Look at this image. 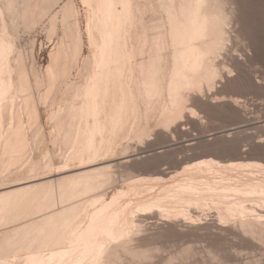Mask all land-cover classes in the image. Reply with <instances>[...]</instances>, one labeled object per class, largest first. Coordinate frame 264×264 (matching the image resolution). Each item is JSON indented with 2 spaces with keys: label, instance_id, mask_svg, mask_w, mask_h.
Wrapping results in <instances>:
<instances>
[{
  "label": "bare ground",
  "instance_id": "1",
  "mask_svg": "<svg viewBox=\"0 0 264 264\" xmlns=\"http://www.w3.org/2000/svg\"><path fill=\"white\" fill-rule=\"evenodd\" d=\"M13 2L17 7L10 10L7 7L9 0H0V86L3 85L5 75L8 76L10 84V94L6 98L8 119L7 122H0V179L10 178L11 183L14 182L0 188V264H97L98 259L109 257L119 261L122 259L120 253L127 250L140 252L155 249L159 253L160 245H152V237L150 242L140 243L143 236L139 233L144 231V236L149 235V238L152 234L146 233L145 227L147 230L149 228L147 225L140 232V217L156 215L157 218H164L162 221L170 222L172 231L174 228L181 230L184 228H177L180 226L179 222L186 223L185 220L190 219L193 212L195 215L197 208L214 209L219 220V231L221 229L222 234L225 233L223 230L234 234L230 239L242 235L258 241L264 235V224L260 219L264 216V163L261 162L224 163L209 158L193 164H182L184 167L181 166L182 169L173 175L172 171L167 172L168 169L165 171L157 167L161 170L156 177H149V171V176L134 175L131 178L127 176L128 170L125 172L127 167L124 170L118 167L120 172L127 173L126 179L120 178L122 183L126 180L125 185L122 186L119 182L121 187H115L110 193L106 192L108 187L105 188L107 185L117 184L116 179L119 178L115 176V166H127V163L134 166L135 159L144 157L143 149L140 153L128 154L125 150L128 145H124V141L130 140L133 145L135 141L141 142L138 133L142 124L151 123L156 126L173 120L176 98L181 92L193 85L199 86L201 79L205 80L204 86L207 87L208 74L217 71L218 65L223 66L213 56L217 41V23L212 8L197 10L188 17L195 39L182 49L184 60L176 79L172 78L171 73L167 77L162 76L150 108L145 109L142 117L137 108L131 121L127 123L126 130L118 137H111L103 134V126L98 122L97 98L101 96L102 89L107 92L110 87L109 67H119L127 71L129 76L134 74L135 54H138L139 43L136 28L125 22L127 11L120 8H88L85 12L84 30L78 26L79 20L76 21V35L79 36L83 31V38L87 39L91 13L93 55L96 58L89 64L81 58L84 56L83 49L81 53L77 52L72 31L65 34L61 25L59 38L53 44L54 47L50 48V59L45 73L40 76L32 69L34 67H30L32 63L27 66V58L24 57L26 54L23 55L18 41H15L13 26L14 20L37 11L36 0ZM86 2L100 4L104 0ZM108 2L115 4L122 0ZM174 2L177 8L173 10V15L181 12V0ZM204 2L212 3L214 0ZM148 12L152 13V9H148ZM163 12L164 18H167L168 10L164 9ZM55 13L52 12V17L56 16ZM36 19L39 21L40 16L37 15ZM129 57L131 63L127 62ZM97 64L99 68H96ZM73 70H77L79 77L75 82L70 80ZM44 102H49V118L55 128V137L59 145H62L56 150L62 163L58 166H61L60 169L64 168L63 171L75 172L67 173V176L54 179L55 181L45 182L44 179L49 176L41 177L43 173L34 179L22 181L25 180L20 175L23 168L26 167L30 175L40 167V162L31 156V144L35 143V139L24 128L25 125L30 128L31 125L39 123L36 118L39 113L37 103L45 106ZM128 148L127 150L131 149ZM118 151H124L123 156L117 158L118 160H111L117 156ZM160 151L159 149L157 154ZM44 156L48 158H43L44 167H52L48 149L44 151L42 157ZM242 156L237 155V159L241 160ZM139 162L142 163L140 160ZM112 167L115 168L113 171ZM120 172L117 173L121 174ZM210 215L208 214L209 217ZM176 217L180 219L177 220ZM158 226L159 230L154 231L156 237L159 236L157 232L163 231ZM198 229L201 230L199 226ZM184 231L185 229L182 233ZM182 233L181 235H185ZM156 242L157 239L154 243ZM188 246L185 247L191 248Z\"/></svg>",
  "mask_w": 264,
  "mask_h": 264
},
{
  "label": "snow or ice",
  "instance_id": "2",
  "mask_svg": "<svg viewBox=\"0 0 264 264\" xmlns=\"http://www.w3.org/2000/svg\"><path fill=\"white\" fill-rule=\"evenodd\" d=\"M7 7L11 10L17 5L9 0ZM97 7L126 10L125 22L136 28L139 43L134 74L129 76L119 67H109L110 87L107 92L102 89L101 96L97 98L98 122L103 126L104 135L118 137L126 130L137 108L139 115H144L158 92L162 76L167 77L171 73L176 79L184 60L182 49L195 39L188 17L197 10L212 8L217 23L213 56L224 66L218 65L217 71L208 74L207 87L204 86L205 80L201 79L199 86L193 85L181 92L176 98L173 120L156 124L155 128L151 123L142 124L139 138L148 144L155 143L163 153H169L170 145L178 140L173 133L177 131L179 122L191 115L195 131L201 138L195 140L189 151L205 156L244 151L257 153L260 159H264V0H214L212 3L181 0L179 9L183 14L177 12L175 15L173 10L177 5L174 0H122L115 4L108 0L100 4H89L86 0H36L37 11L13 21L15 41H18L21 51L26 52L34 47V40L36 45L42 46L40 42L47 36L58 37L63 25L65 34L72 31L77 52L81 53L83 49L88 53L81 58L89 64L96 58L93 55L91 13L87 39L83 38V31L76 35V21L79 20L78 26L83 28L86 10ZM148 9H152V13ZM164 9L168 10L167 18H164ZM52 12H56L55 17H52ZM37 15L40 16L39 21ZM41 28L45 31L42 32ZM127 62L131 63V57ZM22 82L21 72V85ZM9 94L10 84L5 75L0 86V122L8 119L6 98ZM244 101L254 111L259 110L261 121L258 124L246 118L242 111ZM36 118L39 123L30 128L25 125L24 128L35 139L31 144L33 151L43 153L47 147L49 155H53L56 148L62 146L55 137V128L52 127L50 135L48 128L51 125L45 124L40 113ZM184 135L191 139L188 130ZM260 219L264 224V216ZM120 255L122 259L119 261L109 257L98 259L97 264H264V235L258 241L241 237L238 244L221 240L194 249L179 246L173 249L166 245L158 254L157 250L149 249L140 252L127 250Z\"/></svg>",
  "mask_w": 264,
  "mask_h": 264
},
{
  "label": "rangeland",
  "instance_id": "3",
  "mask_svg": "<svg viewBox=\"0 0 264 264\" xmlns=\"http://www.w3.org/2000/svg\"><path fill=\"white\" fill-rule=\"evenodd\" d=\"M73 2H74V0H73ZM58 11V10H57ZM53 13H55V12H53ZM56 14V13H55ZM85 17H86V14H85ZM85 27V19H84V21H83V30L85 29L84 28ZM41 31L42 32H44L45 30L43 29V28H41ZM60 33H61V29H60ZM60 33H59V35H60ZM59 37H55V36H47L46 37V40L45 41H41L40 43H41V45L42 46H38V45H36V41L34 40L33 41V44H34V47L32 48V49H29L28 51H26V52H22L23 53V55H25L24 57L25 58H27V61H25V62H27L26 64H27V66L29 67V65H30V63H32L33 65L32 66H30V67H34V68H32V69H34L37 73H38V75H40V76H42L44 73H45V69H46V66L48 65V62H49V59H50V48L52 49V47L51 46H53L54 47V45H55V43L57 42L56 40L58 39ZM85 38V37H84ZM86 39V38H85ZM55 41L54 43H49L50 41ZM54 44V45H53ZM83 52H84V56H86V55H88V53L86 52V51H84L83 50ZM86 53V54H85ZM25 58H23L24 60H26ZM217 61H218V59H217ZM219 63H220V61H218ZM221 64V66H222V63H220ZM224 66V65H223ZM222 66V67H223ZM76 72H77V70H73V72H72V74H71V76H70V80L71 81H73V82H75V81H78L79 80V77H78V74H76ZM36 73V74H37ZM41 73H43L42 75H41ZM76 74V75H75ZM60 94H58V96H59ZM57 96V97H58ZM40 103V102H39ZM39 103H37V106H38V112L43 116V119H44V122H45V124L46 125H48V124H50L51 125V127H49L48 128V132H49V134L51 135V129H52V122L50 121V118H49V114H50V106H49V102H47V104H45L46 102H44V105L45 106H39L38 104ZM41 104H43L42 103V101H41ZM243 108H242V111L246 114V118L248 119V120H250V121H252V122H255V123H259L260 121H261V116H260V112H259V110H256V111H254L253 110V108L250 106V105H248V103H247V101H244L243 102ZM189 116H191V115H187L186 117H185V119L184 120H182V121H180L179 122V127L177 128V131H178V133H177V131L176 132H174V136H177L178 137V140L176 141V142H174L172 145H170V152L169 153H163L162 151H160V152H158V154H157V151H159V148H157V144H155V143H151V144H148V143H143L142 141V144H141V142H139L138 143V141H135V140H133V141H135L134 142V145H133V143H132V141H130V140H127V141H124V145L125 144H127L128 146L126 147V152L128 153V154H131V153H140V152H142V149H143V151L145 150V153L144 154H142L144 157H141V158H139V159H135L134 161H133V163H134V166L133 165H131L132 163H127V166H125L126 164H115V165H117V166H115V165H112V166H115V167H117V169H113V167H112V171L114 170L115 172V176H118L117 178H119V179H116V177H115V179H116V181H117V184L115 183V185L114 184H112V185H107L105 188H107V190H106V192H108V193H110V192H112L114 189H115V187H121V184H123L122 186H124L125 185V183H126V180H125V182H123L122 183V181L124 180V179H126L127 178V176L128 177H133L134 175H135V177L136 176H139V175H142V176H149L150 174V176L149 177H156L157 175H158V173L157 172H159L161 169L162 170H167V172L168 171H172L171 173H172V175L175 173V172H179L181 169H182V167H184V165L186 164H193V163H196V162H199V160L201 161V160H204V159H209V158H211V159H215L216 161H220V162H224V163H227V162H229V161H234V162H239V161H243V163H246V162H261V163H264V159H260L259 158V155L257 154V153H251V152H249V153H245L244 151H241V152H239V153H232V154H225V155H219V156H205V155H202V154H200L199 152H191V151H189L188 149L191 147V144H193L194 142H195V140L196 139H199V138H201V135L199 134V133H197L196 131H195V126H194V123H193V117L191 116V117H189ZM186 121V122H185ZM186 124V125H185ZM183 127H182V126ZM152 126H153V124H152ZM153 128H155V126H153ZM185 128V129H184ZM185 130H188L190 133H191V137H192V139H190V137L189 136H187V135H184V132H185ZM184 131V132H183ZM176 134V135H175ZM196 139H195V138ZM198 137V138H197ZM195 139V140H194ZM194 140V141H193ZM128 141H130V142H128ZM193 141V142H192ZM189 142H192L191 144L189 143ZM188 143H189V145H188ZM132 144V145H131ZM136 144V145H135ZM139 144H140V146H139ZM181 144H183V146H181ZM186 144H187V147H184V146H186ZM130 145V146H129ZM132 146H133V148H132ZM138 146V147H137ZM146 146V147H145ZM131 147V149H129V148ZM140 147V148H139ZM148 147V148H147ZM174 147V148H173ZM245 147H246V145H245ZM127 148L129 149V150H127ZM173 148V149H172ZM188 148V149H187ZM137 149V150H136ZM140 149V150H139ZM155 149L156 150V152H155V150L153 151V150ZM158 149V150H157ZM187 149V150H186ZM45 150H47V147H45L44 148V151ZM56 150H57V148H56ZM133 150V151H132ZM44 151H43V153H38V152H36V153H34V151H33V148L31 149V152H32V154H31V156L35 159V160H38L39 162H40V167L34 172V173H30V175H28L29 173L27 172V169H26V167H25V169L23 168L22 170H21V172H20V175H21V177L22 178H24L25 180H22V181H27V180H31L32 178L34 179V177L36 178V176H41L42 175V173H43V175L41 176V177H44V178H47L48 176V178L47 179H44V181L45 182H49V181H55L54 179H57V178H61V177H64V176H67L68 174H71V172H73V171H69V172H66L65 170L63 171V169H60V167L61 166H58V165H62V163H61V158H60V156H58L57 155V151L55 152V154H53V155H49V158H50V160H51V163H52V167L50 168V167H44V165H43V163H44V161H43V158H45V159H48V158H46L45 156L44 157H42L43 155H44ZM132 151V152H131ZM146 151H149V152H151V154H147V152ZM153 151V152H152ZM124 151H118V153H117V156H115L114 158H111V160H118L119 158H121V156H123L122 154H124L123 153ZM126 152H125V154H126ZM130 152V153H129ZM148 152V153H149ZM146 154V155H145ZM154 154V155H153ZM150 155V156H149ZM153 155V156H152ZM187 155V156H186ZM235 155V156H234ZM237 155H243L242 156V159L240 160V159H237ZM189 156V157H188ZM234 157V158H233ZM244 157H245V159H244ZM118 158V159H117ZM145 159V160H143V159ZM178 158H180V159H178ZM185 158V159H184ZM189 158V159H188ZM246 158H247V160H246ZM147 159V160H146ZM176 159H178L177 161H176ZM236 159V160H235ZM110 160V159H109ZM110 160V161H111ZM139 160L140 161H142V163L141 162H139ZM147 161V162H146ZM152 161V162H151ZM176 161V162H175ZM109 162V161H108ZM114 162V161H113ZM179 162H180V164L181 165H179ZM136 163V164H135ZM145 163V164H144ZM154 163V164H153ZM173 163V164H172ZM175 163V164H174ZM53 164H54V166H53ZM106 164V163H105ZM108 164V163H107ZM106 164V165H107ZM157 164V165H156ZM160 164V165H159ZM182 164H184L183 166H182ZM57 165V166H56ZM120 165V166H119ZM142 165V166H141ZM155 165V166H154ZM164 165V166H163ZM125 166V167H124ZM132 166H133V168H132ZM174 166V167H173ZM182 166V167H181ZM118 167L120 168V167H122L121 169L122 170H124L126 167V169H125V172L127 171V173H131L130 175L128 174L127 176L125 175V174H127V173H125L124 174V171H121L120 172V169H118ZM146 167V168H145ZM161 168V169H159L158 170V168ZM164 167H165V169H164ZM180 169H179V168ZM129 168V169H128ZM49 169H51V170H49ZM147 169V170H146ZM178 169V170H177ZM61 170V171H60ZM130 170H132V171H130ZM136 170V171H135ZM152 170L154 171L155 170V172H156V174H155V172H152ZM157 170V171H156ZM175 170V171H174ZM59 171H60V173H59ZM149 171H151V172H149ZM39 172V173H38ZM59 173V174H56V173ZM75 172V171H74ZM73 172V173H74ZM117 172H120L121 174H119V173H117ZM123 172V173H122ZM147 172H149V173H147ZM63 173H64V175H63ZM68 173V174H67ZM142 173H144V174H142ZM38 174V175H37ZM50 174V175H49ZM56 174V175H55ZM28 175V176H27ZM114 175V174H113ZM119 175H121V176H119ZM125 175V176H124ZM155 175V176H154ZM37 177V178H38ZM123 178V180H121L120 181V178ZM121 178V179H122ZM43 180V179H42ZM42 180H39V181H42ZM169 180V178H167L166 179V181H168ZM8 182H10V183H8ZM36 182H38V181H36ZM119 182L121 183V184H119ZM5 183V184H4ZM14 182H12L11 183V179L10 178H5V179H0V188L1 187H4V186H7V185H10V184H13ZM110 186V187H109ZM194 210L192 209V212H193ZM199 211V212H198ZM212 211V209H209V210H207V209H201V208H197V209H195V215L197 216V215H199V216H195L193 213H192V217H190V219L189 218H187V220H185L186 221V223L189 221V223H181V222H179V224H180V226L178 225L177 226V228H184L185 229V233H182L183 232V230L184 229H181V230H178V229H176V228H174L173 230L174 231H172V227H170V225H171V223L170 222H165V220L164 221H162V219H164V218H160L159 216H158V218H157V216L156 215H153V217L154 216H156V217H152L151 215L149 216V215H144V217L143 216H141L140 217V220H142V222H140L141 224H140V232L142 231V230H144L143 228L145 227V225H147V227H151V229H149L148 228V230H147V228L145 227V230H146V233H148V232H150V233H152V234H150V238H149V235H145L144 236V234L143 233H145L144 231L143 232H141V233H139V235L140 234H142V236L143 237H145V239H143V237H142V242L140 241V243H142V244H144L145 242L146 243H148V242H150L152 239V241H151V243H152V245H160L159 247H160V249H162V248H164L166 245L168 246V247H171V248H173V249H177V246H179V245H181V246H179V248L181 247V248H183V244H184V248H186L185 246H188V247H191V248H196V247H207V245L209 244V243H212V242H217V241H220V240H222L224 243H228L229 241L232 243L233 241V243L234 244H238V243H241V236L242 235H236V236H239V237H232V239H230L231 238V236L232 235H234V234H231L230 232V234L231 235H229V233H227V231H225V230H223L225 233L224 234H222L221 232V229H220V231H219V228H218V226H217V222H219V220H218V217L216 216V213L214 212L215 210L213 209V211ZM197 212H198V214H197ZM211 213V215H210V213ZM200 213H201V215H200ZM214 213V214H213ZM206 216H205V215ZM208 214L210 215V217L208 216ZM146 216H149L148 218L146 217ZM201 216H203V217H201ZM217 218H216V217ZM147 218V220H146V218ZM150 217H151V220H150ZM189 217V216H188ZM193 217H195V218H193ZM199 217V218H198ZM204 217H206V218H204ZM209 217V218H208ZM203 218V219H202ZM217 220H216V219ZM145 219V220H144ZM156 219H157V222H156ZM160 219V220H159ZM175 219H180V217H176ZM194 219V221H192ZM197 219V220H196ZM201 219V221H204L203 223L200 221H198V220H200ZM143 221L145 222V223H148V222H150V223H148V224H145V223H143ZM147 221V222H146ZM191 221V222H190ZM197 221H198V224H197ZM160 222V223H159ZM196 222V223H195ZM213 222V223H212ZM159 225L161 228H160V230H163V231H159V232H157V235H159V236H157L156 237V231L157 230H159V229H157V225ZM190 223H192V224H190ZM203 224L202 226H203V228H202V226H201V224ZM210 223V224H209ZM151 224H153V225H151ZM163 224V225H162ZM183 224H184V226H183ZM196 224V225H195ZM200 224V225H199ZM207 224V225H206ZM209 224V225H208ZM214 224V225H213ZM144 225V226H143ZM151 225V226H150ZM156 225V226H155ZM187 225H189V226H187ZM190 225H192L191 226V228L193 227H195L196 229H193L194 230V232H193V230L190 228ZM194 225V226H193ZM204 225H206L205 227H204ZM158 226V227H159ZM182 226V227H181ZM187 226V227H186ZM197 226V227H196ZM198 226H199V228L201 229V230H199L198 229ZM211 226V227H210ZM156 227V228H155ZM163 227V228H162ZM207 227H209V229L211 228V231L207 228ZM218 228V230H217V228ZM165 228V229H164ZM213 228V229H212ZM142 229V230H141ZM152 229H154V230H152ZM168 230V229H170V231L168 230V232H166L165 230ZM191 229V230H190ZM205 229V230H204ZM150 230V231H149ZM188 230V231H187ZM197 230V231H196ZM152 231V232H151ZM155 231V232H154ZM176 231H177V234L175 235V233H176ZM178 231H181L180 233L178 232ZM187 231V232H186ZM196 231V232H195ZM200 231V232H199ZM213 231V232H212ZM217 231H219L220 232V234H219V232L217 233H215V232ZM155 234H154V233ZM163 232V233H162ZM171 232H173V233H171ZM198 232V233H197ZM202 232H204V233H202ZM213 234H212V233ZM161 233H162V235H161ZM181 233L182 234H185V235H181ZM193 233H196V234H193ZM211 233V234H210ZM227 233V234H226ZM179 234V235H178ZM187 234V235H186ZM207 236H206V235ZM215 234V235H214ZM222 234V235H221ZM152 235H154V236H152ZM172 235V236H171ZM194 235V236H193ZM203 235V236H202ZM209 235H210V237H209ZM216 236V237H214V236ZM219 235V236H218ZM225 235H227V236H225ZM179 236V237H178ZM182 236V237H181ZM191 236V237H190ZM218 236V237H217ZM221 236H223V237H221ZM230 236V237H229ZM140 237V236H139ZM151 237H152V239H151ZM155 237V238H154ZM185 237V238H184ZM188 237V238H187ZM227 237V238H226ZM243 237V236H242ZM248 237V236H247ZM247 237L246 236H244V238H246L247 239ZM148 238L150 239L149 241H148ZM169 238H170V240H169ZM178 238V239H177ZM210 238H212V239H210ZM218 239L217 241H215L216 239ZM220 238V239H219ZM157 239V242L156 243H154V241ZM172 239V240H171ZM177 239V240H176ZM181 239V240H180ZM183 239V240H182ZM186 239V240H185ZM189 241H188V240ZM236 241H235V240ZM238 239H240V240H238ZM143 240H145V241H143ZM211 240V241H210ZM213 240V241H212ZM238 240V241H237ZM177 241V242H176ZM185 241V242H184ZM144 242V243H143ZM182 244H181V243ZM145 243V244H146ZM150 243V244H151ZM159 243V244H158ZM167 243V244H166ZM187 245H186V244ZM191 245V246H190ZM159 252V251H158ZM158 254V253H157ZM154 259V258H153Z\"/></svg>",
  "mask_w": 264,
  "mask_h": 264
}]
</instances>
